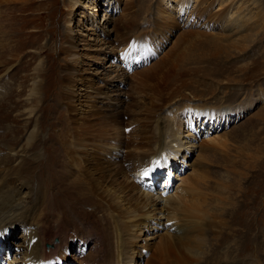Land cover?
Segmentation results:
<instances>
[{
    "label": "rangeland",
    "instance_id": "1",
    "mask_svg": "<svg viewBox=\"0 0 264 264\" xmlns=\"http://www.w3.org/2000/svg\"><path fill=\"white\" fill-rule=\"evenodd\" d=\"M12 1L15 0H0V65H4L7 58L13 62L11 69L14 68L0 76V88L3 84L6 85L13 81L8 78L13 74L18 80L17 83L21 80V83L24 82L22 96L15 99L16 102H21L23 107L13 115L20 114L21 119L27 120L24 108L27 107L26 104L29 105L28 90L32 82H38L43 101L38 100L33 104L38 107L37 109L44 105H53L54 97L61 91L71 92L75 96L77 103H68V106L77 105L72 115L68 117V121L75 116L85 122L79 126L80 131L78 130V136L74 137V140H81L89 134L97 140H107L112 135V127L101 113H105L110 106H115L122 110V114H125L123 120H118L121 124L116 127V136L120 134L119 139L124 141L131 139L132 142L134 141L132 147L134 145L136 147L138 143H141L139 146L145 143L143 141L145 134L149 137L147 133L151 121L149 116L152 115H149L145 108L155 100L157 96L154 93L159 91L155 85V76L169 66L170 73L167 79L170 76L172 80L177 79L176 86L178 84L180 92L185 95L184 99L176 98L167 104L162 103L164 105L161 104V106L158 104L156 109L154 108V112L157 111L155 115L160 116L162 123L168 119L166 111L172 110L176 128H179L175 136L181 144L179 152L182 153V159L168 162L164 156L160 155L152 160L153 176L149 175L145 179L133 178L143 191L150 190V193L155 195V199L161 194L162 198L157 199L156 202L158 204V212H154L156 218L150 220V226L158 225L155 220H160L161 225L156 230L155 227L151 229L150 226L142 229L145 235L153 233L156 235L151 236L148 251L143 249L140 251L142 256L135 257L137 264H145L146 259L149 258L147 256L149 254L152 256L156 252L157 245L162 239L181 229L179 228L180 222H176L173 215H170L172 209L169 210L180 203L176 195L183 185L176 179L178 175H186L190 181L196 184L202 181L201 183L204 184V193L207 194H203L202 198L197 196L201 199L200 210L206 211L213 205L219 206L221 193L225 191L227 197L229 196L228 204L238 206L241 203L242 192L247 185L250 184V187H253L255 184L253 159L257 157L255 151L259 145L257 141L259 137L260 157L264 159L261 153H264V0H78L79 3L72 11L69 9L68 0H34V2L27 0L31 4V9L21 10L23 13H20L19 6H15ZM21 3L22 0H20V5ZM69 13L71 19H69L68 33L71 38L68 35L66 37L72 49L69 50L70 54H65L66 40L62 38V34ZM159 17L165 21H160ZM23 18L29 22L21 23ZM154 19L158 22L160 31H153L152 21ZM105 36L108 37V42L103 40ZM109 41L111 46H109ZM11 47H13L12 52L15 58L9 57ZM130 51H133V54ZM126 55H129L128 63L125 59ZM1 67L0 69L3 68ZM114 71L120 77L115 78ZM174 74H177L176 77L179 79ZM63 77L68 81L71 79V82H68V87H70L68 90L60 86ZM91 87L98 89L101 87L100 92L104 88L109 93L107 97L97 96L99 90L92 92ZM164 95L165 93L162 96ZM84 103L91 106L85 108ZM56 110L62 111L63 105H57ZM46 117L49 116L46 115ZM23 120L22 125H24ZM255 125L256 128H253ZM14 127L13 124L5 125V129ZM60 127L61 125L55 130ZM42 129L44 131L46 127ZM255 129H260L259 137L255 134ZM139 130L143 131V134ZM49 134L45 131L40 136L43 140H47ZM21 142L20 144L24 143ZM5 143L4 140L3 146L1 145L2 150ZM88 148H91V145H88ZM18 149L19 147L16 148ZM40 149H42L41 146L38 148L39 153ZM143 150L147 151L146 148ZM123 152L121 148L116 156L104 157L102 161L107 165L111 159L109 169H114L123 162ZM7 155H10L7 148L0 151V157ZM47 156L52 155L48 153ZM157 161H159L158 167L154 163ZM37 162L44 165L39 170L35 166L36 171L34 172L30 169L35 174L31 184L26 183L25 188L22 189L18 184V186H15L16 184L13 186L15 190L12 193L18 194L16 198L20 202V208L28 206L30 210L34 204L32 200L39 195L35 186L46 188L45 181L50 180L48 178L50 174L42 175L48 168V160ZM262 169L264 172V168ZM168 177L169 182L164 186V180ZM6 179L5 172L0 167V197L7 190V186L4 185ZM86 183H84L86 187L80 183V188L91 187L92 184ZM184 189L187 191L181 192L182 194H189L191 191L188 186ZM99 190L101 191L98 189L97 194L100 197L104 196L102 201L105 205L109 204L110 209H114L115 205L108 203L105 194L103 195ZM56 191L60 192L57 189ZM46 193L54 195L55 190L54 188L48 189ZM73 195L70 208L80 206V202H83L81 199L79 201L75 193ZM20 198L22 201H19ZM48 201L44 203L45 207L39 214V219L46 220L53 225L60 221L65 209L61 211ZM162 204L165 205L164 208H161ZM99 207L101 211H104L102 206ZM20 208L17 209L19 213L15 214L20 215ZM70 208L66 210L69 211ZM252 208H254L255 217L260 219V222L256 219L253 225V234L260 237V247L255 249L253 254H241L248 262L264 264V187L260 186L259 203L253 204L250 209L243 212V215ZM108 213L104 211L107 221L101 223L100 230L97 229L99 232H96L95 237L100 240L101 247L113 251L116 244H120L119 240H116L119 237L120 227L115 221L116 215L109 213L110 215L107 216ZM178 214L185 215L183 212ZM237 217L235 213L232 223ZM108 221H113L111 222L113 225L105 224ZM65 222L66 225L63 223L64 227L62 226L63 229L65 228V230L62 229L63 232L66 233L64 245L59 251L60 254H56L57 260H51L50 264H81V258L88 252L84 244L86 242L76 238L72 230L73 226L70 225L67 228L69 223L66 220ZM31 224H36L33 219H31ZM105 226L108 228V233L112 231L111 234L106 233ZM3 228L0 231H8L5 232V237L8 234L10 237L8 241L6 240L8 243L4 242L8 247L7 255L0 254V261L5 264H49L46 262L49 257L45 260H33L31 250L34 246V226L16 222ZM219 230L224 231L221 226ZM228 232L230 230L226 231L224 236ZM44 234H47V237L52 236L48 227L44 229ZM106 234L108 237L105 236ZM225 241L231 243L233 237L226 238ZM47 242L46 240L43 244L49 252L53 250V245L57 244V240L53 244ZM87 244L88 247H92L93 241ZM221 245L223 244L220 243L219 249L222 248ZM234 247L233 245L232 252L236 250ZM230 248L231 245L227 249L222 248L226 249L223 253ZM236 254L237 257L238 253ZM157 264L172 263L165 259ZM188 264H196L195 259L192 258ZM217 264L221 262L218 261Z\"/></svg>",
    "mask_w": 264,
    "mask_h": 264
},
{
    "label": "bare ground",
    "instance_id": "2",
    "mask_svg": "<svg viewBox=\"0 0 264 264\" xmlns=\"http://www.w3.org/2000/svg\"><path fill=\"white\" fill-rule=\"evenodd\" d=\"M32 1L34 2V0ZM12 3H14L15 6H19L20 13H23L21 12V10L28 11L31 9V4H29V1L27 0H22L21 5L20 0L12 1ZM67 3L70 5V11H72L74 6L77 5L79 1L68 0ZM69 17L70 13L67 17L68 20L66 21V24L63 27L62 34V38L66 40L65 54H70L71 52H69V50L72 49L70 47L71 43L69 44V39L66 37V35L69 36L68 31L70 30L69 19L71 18ZM159 20H162L163 22L165 21V19L162 18ZM28 22L29 21H27L26 18H23L21 23L26 24ZM152 28L154 32L160 31L158 22H156L155 19L154 21H152ZM103 40H106V42H108V37L105 36ZM175 41L177 42L178 40ZM109 46H111V42ZM131 47L133 48V46ZM12 48L13 47H11L9 57L11 56L15 58L12 52ZM16 48L17 47H15V49ZM130 52H132L133 54V51ZM125 59L128 63L129 55H126ZM5 62L6 63L4 65H0L3 67H1L2 69H0V76L5 74L12 67L13 62L7 60V58L5 59ZM65 67L68 68L66 64ZM168 67L164 69L160 74L155 76V85L156 88H159V91H157L158 93H154L157 96L156 98H154L155 100L149 103V106L146 107L147 109L145 108L146 112L149 113V115H152L149 116V120H151L150 129L149 132H147L149 134V137H147L146 134L145 137H143L142 135V137L144 138L143 141L145 143L143 142L144 144L142 146H139V144L141 145V143H138V146L136 147H134L135 145L132 147L134 141L132 142L130 138V140L126 139L124 141L122 139V141L121 139H119L120 134L116 136V127L121 124L118 122V120H123V116L125 114H122V110L115 106H110V108H108L105 113H101L102 115L104 114V117L108 120L107 122L110 123L112 127V135L107 140H104L105 142L102 139L97 140L89 133H87L89 134L87 137L77 141L73 138L78 136L77 132L78 130L80 131L79 126L82 125L85 120H81L73 116L68 121V117L72 115V112H74L75 107L77 106H68V103H77L75 96L71 94V92L64 93L63 91H61V93L58 91L60 94L54 97L55 99L53 100V105H44V107L41 106L39 109H37L38 107L33 104L37 103L38 100L39 102H42L43 96L39 92L40 83L32 82L31 88L28 90L27 100H29V105L26 104L25 106L27 107L24 108L26 112L24 115L27 117V120H23L21 119L22 116L20 114L17 116L13 114L23 107L21 105V102H16L15 99L16 97L18 99L20 96H22V85L24 82L21 83V80L17 83L18 80L14 78L15 75L13 74L8 77L10 80L12 79L13 81H11V83L9 84L6 83V85L3 84L2 88H0V131L3 130L2 132H0V151L5 150L6 148L8 151H10V155L0 157V167L4 170L5 176L7 178L4 182V185L5 187L7 186L6 192H8L7 195L5 192L0 197V229L3 227L11 226L16 222L22 224H30L31 226H34V246L31 250V254H33V260H45L47 257H49L46 260V262L49 264L51 263V260H57V255L60 254L59 251H61V248L63 247L65 242L66 233L63 232L65 228H62L63 223L66 225L65 220L69 223V226H67V228H69L70 225L71 227L73 226L72 230L74 231L76 238H79V240H83L86 242L84 244L87 246L86 249L88 252L86 256L81 258V264H137L136 256H142L140 251L143 249L148 251L151 236L156 235V233L145 235L143 234L142 229L150 226V220L156 218L154 217V212H158V204L156 202L157 199L161 200L162 198L160 197L161 194L155 199V195L150 193V190L143 191L142 188L139 187V185L134 181L133 178L143 179L141 175L142 172L145 169H148L149 167L151 168V164L153 162L152 160L157 159L160 155L164 156V158L167 159L168 162H171L172 160L182 159V153L179 152L181 144L179 143V141L176 140L175 136L178 133L176 131H178L179 128H176V122L175 118L173 117L172 110L166 111V117H168V119L166 118L167 121H163V123L160 119V116L158 114L155 115L157 111L154 112V108L156 109L158 104L161 106L162 103L167 104L170 100H174L176 98H185V95H183V93H181L180 89L177 87L178 84L176 86L177 79L172 80V76H170V80L167 79L170 73V69ZM13 69H11V71ZM117 74L118 73L114 71V76H116L115 78L120 77V75ZM176 76L178 75L176 74L175 77ZM61 79L62 84H60V86L64 90L70 89V87H68V82L70 83L71 79L69 81L67 78L64 77ZM104 82H106V80ZM97 89L98 88L94 87L90 88L92 92H95V90ZM99 89H101V87ZM108 93L109 92L103 88L101 92L99 90L96 95H103L107 97ZM164 93L165 95L162 96ZM86 95L88 97L94 98L92 95ZM24 102L26 103L27 101ZM59 104L63 105L62 111L56 110L57 105ZM84 105L85 108H88L90 104L87 106L84 103ZM160 106L159 108H161ZM46 115H48L49 117L47 118ZM22 120L24 122V125L21 124ZM10 124L15 125V127L12 129H5V125ZM60 125L61 127L55 130V128L59 127ZM45 127L46 129L43 131L42 128ZM253 128H256V125L253 126ZM255 130V134L257 135V137H259L260 129ZM45 131H48V133H50L49 138L47 140H43L40 136ZM139 131L143 134V131ZM4 140L6 141V143L4 144V148L2 150V143L4 142ZM20 141H22L21 143H24L20 144ZM224 141L226 142V140ZM257 141H259L257 149L255 148V153H257V157L253 159V174L255 179V188L253 189L254 186L250 187V184L247 185L245 190L242 192V201L238 206H236V204H228L229 196L227 197L225 191L221 193V203L219 206L215 207L213 205L206 211L200 210L201 199H198L197 196H200L202 198L203 194H207L204 193V184L201 183L202 181H198V183L196 184L190 181V179H188L186 175H178V177H176V179L180 181L183 185V188L179 190L177 189L178 192L175 191L178 193L176 195V199H178L180 203H176L177 205L170 208L169 210L172 209L170 215H173V217L176 219V222H180L179 228L181 229H178L176 233L172 232L166 238L162 239L157 245V248L155 250L156 252L153 253L152 256H150V254L147 256L149 258L146 259L145 264H157L159 261H161L162 263L163 261H165V259L170 260L172 264H188L192 261V258L195 259L196 264H217L218 261H220L221 264H256L252 261L248 262V260L243 258L244 256L241 253L250 254L255 251V249H259L260 247V237H256L253 234V225L255 224L256 219H258L259 222L260 219L255 217L253 211L254 208H252L245 215H243V212H245L247 209H250L253 204L259 203L260 186L264 187V172L262 169L264 168L262 167L264 165V159L260 157V137ZM214 143H212V145ZM88 145H91V148H88ZM40 146L42 149H40L39 153L38 148ZM17 147H19L18 150H16ZM216 147H218V144ZM121 148L124 151L122 153L123 162H121L114 169H109V165L111 164L112 160L110 159L107 165H105V163H103L104 161H102V158L108 156H116ZM144 148H146L147 151H144ZM48 153L52 156H47ZM261 153L264 155L263 152ZM27 159L29 161H26ZM33 160H35V162H32ZM38 160H48V168L46 171H44L42 175L50 174V177H48L50 180L45 181L46 188H44L43 186H35L39 192L40 197L39 195H37L35 199L32 200L34 204L32 203L33 205L30 210H28V206L26 208H20V202H18L16 198L18 194L12 193V191L15 190L13 186L14 184H16L15 186L19 185L22 189L25 188L26 183L31 184V180L33 179L32 177H34L35 175L32 172L36 171V167L37 170H39L44 165L43 163H38ZM30 169L32 172L30 171ZM260 171L262 174L260 173ZM150 176H153V174L150 173ZM260 178L262 179L260 180ZM196 179L198 180V178ZM143 181L148 182L146 180ZM86 182L88 184H92L91 187L85 189L80 188L81 184L84 185L83 187H86L84 184ZM168 182L169 177L164 180V186H166ZM187 186L191 190L190 193L182 194L181 192L187 191V189H184V187ZM216 187H218L217 184ZM53 188L55 190L54 195L46 193L48 189L51 190ZM56 189L60 192H57ZM98 189H101V191H99L103 195L105 194L106 198L108 199V203H113L115 205L114 209H110L109 204L105 205L104 201H102V198L104 196L100 197L97 194ZM74 193L77 195L79 201L81 199L83 202H80V206L70 208V203L71 201H73L72 195ZM20 200L21 198L19 199V201ZM46 200H49L52 205H54L58 209H61V211L62 209H65L62 212V218L60 219V221L56 222L53 225L46 220L39 219V214L42 212V210H44V203L46 202ZM100 202H102L103 204H101ZM183 205L186 206V208ZM99 206H102L104 208L105 213L109 212L112 215H116L115 221L119 223L117 225L120 227V233L118 239L116 240H119L118 242H120V244H116V247L114 246L115 248L113 251H108L101 247L100 240L95 237L96 232H99L100 230L99 226L103 221L106 220V215L104 214V211L100 210ZM164 206L165 205H163V207L161 208H164ZM206 206L208 205L206 204ZM18 208H20L19 210L21 211L20 215L15 214L19 213L17 210ZM69 208V211L66 210ZM228 208L233 210H229ZM258 208L260 209V207ZM179 212H183L185 215L181 216V213L178 214ZM109 213L107 214V216L110 215ZM235 213L238 215V217L235 222L232 223ZM112 215L110 217H112ZM31 219H33V222L36 223L35 225L31 224ZM111 222L113 221H108L105 224H109ZM155 222H157L158 225L150 226L151 229H154L155 227L156 230L158 227H160L161 221L155 220ZM219 226H221L224 231H220ZM46 227H48V230H50L52 236L47 237V234H44V229ZM98 228L99 230L97 231ZM107 229L108 228L106 227V230ZM228 230H230V232L226 233V235L224 236V233ZM5 232L8 231H0V254L6 256L8 247L5 246L4 242L8 241L10 235L8 234L5 237ZM111 232L108 233L107 230L106 233L111 234ZM107 234L105 236H107ZM113 234L114 232L112 233V235ZM117 236L118 235H116V237ZM232 237L233 241L231 243H227V241H225L226 238ZM53 239L54 241L57 240V244L54 243L53 250L47 252L44 248L43 243L47 240L48 244H53ZM90 241H93L92 247H88L87 242ZM220 243L223 244L221 245L222 248L227 249L230 245L231 248L228 249L227 252L223 253V251L226 249H219L218 246L220 245ZM108 244H110V242H108ZM108 244L106 243V245ZM233 245L236 249L235 252L231 251ZM137 248H139V250ZM236 253H238L237 257ZM0 264L5 263L3 261H0Z\"/></svg>",
    "mask_w": 264,
    "mask_h": 264
},
{
    "label": "snow or ice",
    "instance_id": "3",
    "mask_svg": "<svg viewBox=\"0 0 264 264\" xmlns=\"http://www.w3.org/2000/svg\"><path fill=\"white\" fill-rule=\"evenodd\" d=\"M156 165H157V167L159 166V161H157V162H154ZM153 170L154 169H152V168H148V169H145L143 172H142V177L143 178H147L149 175H150V173H152L153 172Z\"/></svg>",
    "mask_w": 264,
    "mask_h": 264
}]
</instances>
